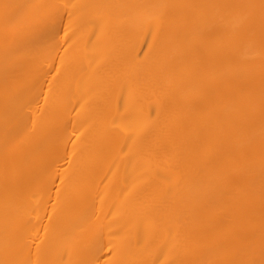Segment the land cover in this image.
I'll list each match as a JSON object with an SVG mask.
<instances>
[{
	"label": "bare ground",
	"instance_id": "obj_1",
	"mask_svg": "<svg viewBox=\"0 0 264 264\" xmlns=\"http://www.w3.org/2000/svg\"><path fill=\"white\" fill-rule=\"evenodd\" d=\"M0 264H264V0H0Z\"/></svg>",
	"mask_w": 264,
	"mask_h": 264
}]
</instances>
